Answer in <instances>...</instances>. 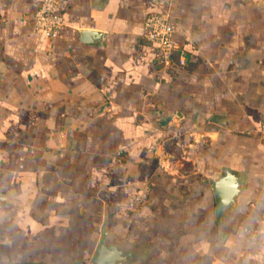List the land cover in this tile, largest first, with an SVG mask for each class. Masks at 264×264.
Listing matches in <instances>:
<instances>
[{
    "label": "crops",
    "instance_id": "crops-1",
    "mask_svg": "<svg viewBox=\"0 0 264 264\" xmlns=\"http://www.w3.org/2000/svg\"><path fill=\"white\" fill-rule=\"evenodd\" d=\"M40 4L0 0V264L82 263L103 223L135 264H264V0H171L169 60L151 0H65L52 38ZM224 168L243 187L218 223Z\"/></svg>",
    "mask_w": 264,
    "mask_h": 264
},
{
    "label": "built area",
    "instance_id": "built-area-1",
    "mask_svg": "<svg viewBox=\"0 0 264 264\" xmlns=\"http://www.w3.org/2000/svg\"><path fill=\"white\" fill-rule=\"evenodd\" d=\"M158 6V11L149 13L143 20V38L158 46L162 55L169 60L174 52L179 50V44L174 38L175 23L171 20L169 8L171 0H151ZM65 0H41V4L35 13L36 30L49 38L57 34L61 25V10ZM185 60L178 59V64L183 65ZM258 131L264 135V116ZM146 192L141 191L128 198V201L120 208L122 212L139 213L147 203ZM79 264H90L89 260Z\"/></svg>",
    "mask_w": 264,
    "mask_h": 264
},
{
    "label": "water",
    "instance_id": "water-1",
    "mask_svg": "<svg viewBox=\"0 0 264 264\" xmlns=\"http://www.w3.org/2000/svg\"><path fill=\"white\" fill-rule=\"evenodd\" d=\"M82 40L90 41L100 33L92 30H80ZM215 197V216L221 222L226 211L236 204L243 187L241 178L229 168L216 173L211 180ZM107 224L103 223L99 240L89 258L90 264H135L146 255V250L137 243H122L110 235ZM222 236L225 233H220Z\"/></svg>",
    "mask_w": 264,
    "mask_h": 264
}]
</instances>
